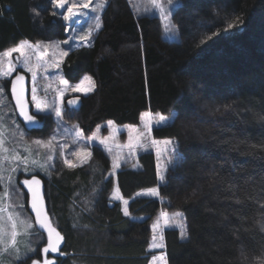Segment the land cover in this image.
I'll list each match as a JSON object with an SVG mask.
<instances>
[{
    "label": "trees",
    "instance_id": "obj_1",
    "mask_svg": "<svg viewBox=\"0 0 264 264\" xmlns=\"http://www.w3.org/2000/svg\"><path fill=\"white\" fill-rule=\"evenodd\" d=\"M99 17L87 44L70 48L60 64L68 82L86 74L95 85L77 110L64 98L63 121L88 137L97 127L105 131L109 121L138 125L145 112L171 116L167 124L152 125L151 137L171 139L176 152L146 149L136 168L125 163L117 171L129 216L110 197L112 159L104 148L92 145L91 157L74 168L56 157L39 179L65 255L43 253L47 232L33 227L37 234L20 247L21 256L26 246L35 250L25 264L42 257L55 264H148L150 224L160 212L170 218L182 213L188 234L182 240L175 226L163 231L168 264H261L264 0H174L167 9L175 25L169 38L161 16L131 0H106ZM65 27L52 0H0V54L21 40H65ZM3 84L8 92L9 80ZM35 115L43 128L27 136H46L51 114ZM172 155L179 157L175 167L168 163ZM151 188L158 195H137ZM7 262L16 264V257Z\"/></svg>",
    "mask_w": 264,
    "mask_h": 264
},
{
    "label": "rangeland",
    "instance_id": "obj_2",
    "mask_svg": "<svg viewBox=\"0 0 264 264\" xmlns=\"http://www.w3.org/2000/svg\"><path fill=\"white\" fill-rule=\"evenodd\" d=\"M82 0H68V2L65 4V7L63 9L57 8L58 15L62 18V20L65 22V32L67 33L68 37L65 40L61 41H50L47 43H41V42H29L26 40H21L16 46H18L21 43H27V45H31L32 47H25L24 54L21 53H13L11 57H4L3 52L0 54V60L3 61L2 64H0V68L6 69L9 66V61H11V67L14 69L11 72V75L8 77L0 76V83H3V81L9 80L12 75L17 71L20 70L24 72L29 77V102L31 105L32 112L35 114H51L50 118L53 120L52 128L48 131L46 136H27L29 132H27L21 123L18 121L14 109L12 107V104L10 102L9 94L5 91L3 92L4 97V103L0 105V115L4 117L5 127L7 128V131L5 132V147L9 149L7 153H0V196L3 195V192L5 188H7V191L9 192L8 196L3 197V204L7 205L9 207V211L11 212H19L21 213V218H28L33 223L31 215L28 213L27 210V198L24 199V190H27V187L22 183L26 179H32L35 177L36 179H39V175H47L50 173L51 165L56 157H59L63 164L65 159L72 160L73 163L80 164L82 163L83 157H78L76 155H73V153L76 152H89L90 147L94 144H97L104 148L108 154H110L112 163H111V171L110 174L113 176L114 179V186L113 190L111 192L110 197L114 201H119L121 206V211L123 213V209L125 207L122 199L117 191L116 187V173L120 169L122 165L127 163L128 167L131 169L136 168L138 164V154L140 151L151 149L155 155L157 154V148L161 149L160 154L163 152L162 155H167L169 151H165V146L161 143L160 145H153L151 143L152 137L151 134L149 135L147 132V129L145 128V120L142 119L143 114L140 117L138 125H114L109 124L108 122L105 124V131H102L100 127L95 128L94 132L88 136L85 137L81 133V131L75 126V125H69L65 121H63L62 118V108H63V101L65 97L73 96V95H79V96H85L90 92H83V91H77L73 92L71 88L65 89V86L59 82L57 77H63L60 73V66L57 68L55 65L57 62H59V65L63 61L64 57H61L60 53L62 51L67 52L72 47H79L82 45L87 44V40H81L80 37L83 35H86L88 33L89 26H94L96 21L94 19L95 16H99L101 9L98 8L97 5L99 3V0H92V4L90 5L89 9H80L78 11L81 12L78 17H75L74 20L78 22L73 21H65L60 15V13H66L67 7H70L72 3H81ZM106 3V0H104ZM131 2L134 3V5L140 10V11H147L149 13H155L161 16L163 22V37L169 38L173 37V29L172 30H166V26L168 28H171V25L164 15L160 13V11L155 8L151 0H131ZM160 3L168 9L167 0H160ZM95 9V11H93ZM86 13V14H84ZM86 20L88 22H86ZM85 21L86 24L83 25V22ZM91 24V25H90ZM75 29V31H73ZM96 29L91 32V34ZM64 41H68V43H64ZM39 45V47H36V45ZM7 51V50H6ZM40 53H44L42 59L38 60L37 57ZM17 56V62H15L14 57ZM28 59L29 66L30 67H36L39 64V67H36L37 71V77L36 80L33 81L31 72L28 71L26 67H24V61L25 59ZM85 76H88L86 74L82 75L76 82L71 83L69 82V85H76L78 83H81L83 81V78ZM35 87L37 89L36 91V97L44 102L42 107L44 105H47V107H44V110L41 112H37V109L35 107V103L32 101V92L31 89ZM84 87H88V82L84 81ZM58 90H64L65 94L63 98L61 99L59 96ZM53 107H59L61 109V117H57L54 113V111H51ZM170 117L171 116H165ZM159 119V116L153 117L151 116V124L157 125V120ZM171 119L168 120V122ZM14 122V123H13ZM167 122V123H168ZM17 125L19 127L17 128ZM161 126V125H157ZM76 132H80L81 136L78 138L76 136ZM15 133V134H14ZM20 133H23V137L21 138ZM141 133H143V136L140 138L139 141H137V136H139ZM55 137L54 140H52V137ZM94 139H90L93 138ZM130 137L132 138L133 144L136 145L135 149H129L128 147H125L129 143ZM41 140V141H49L51 140V143L55 146L52 149H49L48 147L37 145L34 143V141ZM104 140L106 141V144H101L100 141ZM165 139H161L160 141H163ZM29 146L31 150V155L29 156V164L25 165L23 163H19V167L16 171H12L13 168L17 167L16 163H12L9 160H3V156H11L13 153L19 154L21 157L28 155V153L25 151V146ZM64 145L63 148L60 146ZM119 145V147H117ZM111 149L109 151L108 149ZM167 148L170 150V145L167 146ZM51 155L53 157L52 160H47V156ZM158 155V154H157ZM37 160L39 164H43L44 167L41 168L39 164H32L31 160ZM158 159V158H157ZM118 162L120 167H115L114 164ZM25 168L27 170L25 171ZM160 174H162V168L160 165L157 167ZM159 176V175H158ZM9 177L11 179L9 180ZM40 180V179H39ZM147 192V191H146ZM141 192V193H146ZM150 196V195H146ZM31 197V196H30ZM31 200V198H28V200ZM30 202V201H29ZM19 205H23V207H19ZM163 212H160L159 215L151 222L150 228H151V237L148 245V251L151 253L150 260L148 264H151L152 256L156 255L159 256L160 254H164L163 249H152L150 247L152 242V236L154 234L152 225L159 221L160 229L157 230L155 233L157 236H159L160 232L164 231L167 227L164 222V218L162 217ZM124 214V213H123ZM144 217H139L138 220H143ZM169 218V224L177 227L181 222V217L174 216L170 218V215H168ZM51 221V219H50ZM34 227V223H33ZM181 230V229H180ZM18 232L20 235L18 236V240L20 241L19 247L25 246L26 243V237L27 235L24 234V227L20 226L18 228ZM8 262H6L7 264Z\"/></svg>",
    "mask_w": 264,
    "mask_h": 264
},
{
    "label": "snow or ice",
    "instance_id": "obj_3",
    "mask_svg": "<svg viewBox=\"0 0 264 264\" xmlns=\"http://www.w3.org/2000/svg\"><path fill=\"white\" fill-rule=\"evenodd\" d=\"M52 2L60 9H63L65 7V4L68 2V0H52ZM174 0H167V4H173ZM152 5L157 8L160 13L162 15L165 16V18L167 19V9L160 3V0H151ZM92 4V0H82L81 3H72L70 7H67L66 13H60V15H62L63 19L65 21H75L74 18L78 17V15L81 14L80 9H89L90 5ZM105 6V2L104 0H99V3L97 5L98 8H104ZM93 11H95V9H93ZM56 14V13H53ZM86 14V13H84ZM96 23L94 26H89L88 29V33L86 35H83L80 37V39L83 40H87L88 35L91 34V32L95 29H99L100 28V17L97 15L94 17ZM239 17L236 18V21H239ZM229 27H232V24H229ZM175 28V25H172L171 28H168L166 26V30H172ZM73 31H75V29H73ZM64 43H68V41H64ZM32 47L31 45H27V43H21L18 46H14L10 49H8L7 51H5L3 53L4 57H11V55L13 53H21L24 54L25 51V47ZM36 47H39V45L37 44ZM44 53H40L39 56L37 57L38 60L42 59ZM61 57L67 56L68 53L62 51L60 53ZM3 61L0 60V64H2ZM57 68H59V62L56 63L55 65ZM24 67H26L28 69L29 72H31L32 74V79L33 81L36 80L37 77V71H36V67H39V64L36 67H30L29 66V62L28 59L26 58L24 61ZM14 69L11 67V61H9V66L6 69L0 68V76L3 77H8L9 75H11V72ZM57 79L59 80V82L61 84H63L65 86V89L67 88H71V90L73 92H77V91H83L85 93L87 92H91L95 85L92 82L91 77L89 76H85L83 78V81L81 83H78L76 85H69L68 80L64 79L63 77H57ZM24 81V77L23 76H17L16 80L11 82V91L13 96L15 97L16 100V106L19 108L20 110V115L24 117V120L27 121L29 124H35L38 123V121L36 120V115H30L29 111H28V105L27 102L24 100V96H23V88H20V90H17V86L18 84H22V82ZM84 81L88 82V87L85 88L84 87ZM6 85H4L3 83H0V105H2L4 103V97H3V92H4V87ZM36 91L37 89L35 87H33L31 89L32 92V101L35 103V107L37 109V112H41L44 110V107H47V105H44V107H42V105L44 104L43 101H41L40 99H38L36 97ZM59 91V96L62 99L65 92L64 90H58ZM77 99H73V100H69L68 101V105L69 106H75L77 104ZM51 111H54L55 115L59 118L61 117V109L59 107H53L51 109ZM159 116V119L157 120V125H164L167 124L168 120L171 119L170 117H165L164 115H160L157 114ZM151 116L152 114L150 112H145L143 113L142 119H144L145 122V128L147 129L148 134H151L152 131V124H151ZM14 123V122H13ZM109 124H111L112 122L109 121ZM19 127V125H17V128ZM7 131V128L5 127V122H4V117L2 115H0V153H7L9 151L8 148L5 147V132ZM15 134V133H14ZM21 138L23 137V133H20ZM76 136L79 138L81 136L80 132H76ZM143 136V133H141L139 136H137V141L140 140V138ZM55 137H52V140H54ZM90 139H94L90 138ZM35 144L37 145H41V146H45L48 147L49 149L54 148L55 146L51 143V140L45 142V141H41V140H37L34 141ZM101 144H106V141L101 140L100 141ZM151 143L153 145H160L161 143L165 146V151H171L173 154H175L176 149L175 147H173L172 149H168L167 146L170 144H173V141L171 139H165L163 141L160 140H156V139H152ZM61 148L64 147V145L60 146ZM119 147V145L117 146ZM125 147H128L129 149L134 150L136 145L133 144L132 142V138L130 137L129 139V143L127 145H125ZM109 151H111V149H108ZM25 151L28 153V155H25L23 157H21L19 154L13 153L11 156H3V160H9L12 163H16L17 167L13 168L12 171H16L17 168L19 167V163H23L25 165L29 164V156L31 155V150L29 146H25ZM161 152V149L157 148V154L159 155ZM73 155H76L78 157H83L82 163L83 162H87V159L91 157V153L90 152H76L73 153ZM53 157L51 155L47 156V160H52ZM179 157L172 155L169 158L168 163L170 165H172L173 167H175L178 163ZM19 162V163H17ZM31 163L36 165L39 164V162L35 159L31 160ZM65 165H67L69 168H74L76 167V165L73 163L72 160L69 159H65L64 160ZM39 166L41 168L44 167L43 164H39ZM115 167H120L119 163L116 162L114 164ZM27 170V168H25V171ZM159 175V179L160 181H164L165 180V175L160 174L158 172ZM2 178V177H0ZM11 179V177H9V180ZM28 189V192L31 195V208L32 211L35 214V224L39 225V229H44L47 231V246L43 248V253L48 254L49 252L51 253H57L59 252V255L63 256L65 255L63 252H60V245L61 242L64 240V237L61 235V233L59 231H57V228L53 226V224L51 223L48 213L45 210V197L44 194L42 193L41 190V181L39 179H36L35 177H33L32 179H26L22 182ZM9 192L7 191V188H5L3 195L0 196V264H6L7 262V258L10 256H15L16 257V264H25L26 262V258L30 257V254L34 253V249H32L30 246H26L25 248V252L23 254V256H21L20 253V241L18 240V236L20 235V233L18 232V228L20 226L24 227V234L25 235H34L37 234L35 232L32 231L33 229V223L31 222L30 219L28 218H21V213L19 212H11L9 211V207L7 205L3 204V197L8 196ZM137 195H150V196H156L158 195L157 189L156 188H151L148 189L146 193H137ZM125 207L123 209V213L125 216H129V211H128V200H124L123 201ZM19 207H23V205H19ZM162 217L164 218V222L166 226H173L169 224V218H168V214L167 213H162L161 214ZM175 216H179L181 217V222L178 225L181 229L180 231V238L182 240L187 239L188 238V234H187V230H186V226L183 223V217H182V213H175ZM160 224L159 221H157L156 223H154L152 225L153 228V236H152V242L150 247L152 249H163L165 247L164 244V236H163V232L161 231L159 236H157L155 233L157 232L158 229H160ZM8 264H10V262H8ZM32 264H40L39 261L33 259L32 260ZM43 264H55V260H49V259H45ZM151 264H168V261L165 257V255L162 253L159 256L153 255L152 256V260H151ZM261 264H264V258H262L261 260Z\"/></svg>",
    "mask_w": 264,
    "mask_h": 264
},
{
    "label": "water",
    "instance_id": "obj_4",
    "mask_svg": "<svg viewBox=\"0 0 264 264\" xmlns=\"http://www.w3.org/2000/svg\"><path fill=\"white\" fill-rule=\"evenodd\" d=\"M17 56L14 57V60L15 62H17ZM17 76H23L24 77V81L22 82V84H18L17 86V90L19 91L20 88H23V96H24V100L27 102V105H28V111H29V114L30 115H33L34 113L32 112V109H31V105H30V102H29V77L22 71L20 70H17L13 75L12 77L9 79V88H8V94H9V98H10V102L12 104V107L14 109V112H15V115L18 119V121L21 123V125L23 126V128L27 131V132H33V131H40L42 128H43V125H44V120H40L37 116H36V120L38 121V123H35V124H29L27 121L24 120V117L20 115V110L19 108L16 106V100H15V97L13 96L12 94V91H11V82L16 80ZM77 104L75 106H69L68 105V101L69 100H73V99H77ZM81 100H82V96H79V95H73V96H69L65 99L64 101V104L65 106L68 108V109H73V110H77L81 104ZM29 208H30V211L32 213H34L32 211V208H31V200H30V203H29ZM46 205H45V210H46Z\"/></svg>",
    "mask_w": 264,
    "mask_h": 264
},
{
    "label": "flooded vegetation",
    "instance_id": "obj_5",
    "mask_svg": "<svg viewBox=\"0 0 264 264\" xmlns=\"http://www.w3.org/2000/svg\"><path fill=\"white\" fill-rule=\"evenodd\" d=\"M40 120H42V119H40ZM24 194L27 196V210H28V213L31 215V217H32V220H33V223H34V227L35 228H38L39 229V225H36L35 224V214L34 213H32L31 211H30V208H29V201H30V199L28 200V198H31L30 196V193L27 191V190H24ZM46 211H47V209H46ZM39 230H41V231H46V230H44V229H39ZM47 232V231H46ZM44 260H45V258L44 257H42L41 258V261H39L40 262V264H43V262H44Z\"/></svg>",
    "mask_w": 264,
    "mask_h": 264
}]
</instances>
